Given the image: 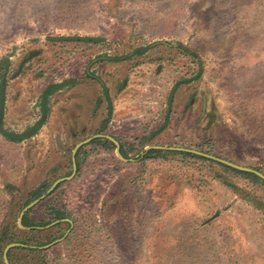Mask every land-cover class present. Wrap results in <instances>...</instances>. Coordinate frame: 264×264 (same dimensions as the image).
Returning <instances> with one entry per match:
<instances>
[{
  "label": "rangeland",
  "instance_id": "rangeland-1",
  "mask_svg": "<svg viewBox=\"0 0 264 264\" xmlns=\"http://www.w3.org/2000/svg\"><path fill=\"white\" fill-rule=\"evenodd\" d=\"M0 93L3 129L30 135L0 134L1 254L45 242L16 213L40 183L70 176L91 139L75 153L89 209L61 247L70 264H264L263 186L179 157L137 158L186 148L264 174V0H0Z\"/></svg>",
  "mask_w": 264,
  "mask_h": 264
},
{
  "label": "trees",
  "instance_id": "trees-1",
  "mask_svg": "<svg viewBox=\"0 0 264 264\" xmlns=\"http://www.w3.org/2000/svg\"><path fill=\"white\" fill-rule=\"evenodd\" d=\"M67 39L69 41H74V42L79 41V42H86V43H91V42L97 43V42L101 41L100 39H93V38H67ZM144 52H145V49H137L134 51V54L142 55ZM119 59H123V58H118L117 60H119ZM199 75L200 74H198L196 76V78H194V79H198ZM56 89H57L56 86L55 87L51 86V87L46 89V93L50 94V93L54 92ZM4 103H5L4 96L2 93H0V134L4 137V139H6L9 142L20 143L24 139H27L30 135L28 136L27 134L26 135L25 134H19V133H15V132L3 129L2 121H3V115H4ZM110 111H111V108L109 109V113H108L109 115H110ZM166 124H167V120H165V123L160 128L156 129L154 132L151 133L150 138L156 136L159 132H161L163 130V128L166 126ZM38 125H37V127H38ZM36 129L37 128L35 127L34 131ZM95 141H96V143H100V145H103L105 148L106 147L109 148V146L113 147L112 143L109 142L108 140L101 141L100 139H96ZM148 141H149V139L140 142V146L141 147L145 146ZM119 152L123 158L128 159L127 154L123 151L122 145H120V147H119ZM152 155H155L156 157H161V158H165L167 156H174V157H179V158L186 160V161L189 160V162H192V163L200 162L203 164H207L210 168L218 167L223 173H229V174L239 176V177L243 178L244 180H247L250 183L260 184L261 186L264 187V182L261 179H259L257 176H255L254 174L236 171V170L230 169L226 166H223L221 164H218V163H215L213 161L206 160L204 158L197 157V156H194L191 154L171 152V151L162 152V151H157V150H150V151L145 152L142 156L141 155L137 156V158L141 159V161H144V160L148 159L149 157H151ZM77 158H78V154L75 156L77 173H76V176L74 177V179L72 180V182H66V183L60 184L59 186H57L55 191L51 195L47 196V198L44 200L46 202L48 199L53 198L54 196H57V198H56L57 201L52 202L50 205L45 207V210H47L49 212L48 213L49 218H48L47 222L30 221L28 215L30 213H32V210L27 212L22 218V225L24 227H29V228L34 227V229H31L30 231H22V232H24V235L29 237V236L34 235V234H41L43 232H48V234L44 238L45 242L41 243L37 246H32L35 248H32L31 246H27L26 240L15 242V243L23 244L25 247L14 248L8 252L7 256H8L9 264H19V261L13 262V257H12L14 254H19V253H22L23 258H25V259H28V258L42 259V261H38L37 264H70L67 261L68 257H69L68 252H63L61 247L69 246L72 238L75 236V234L77 232L76 219L81 218L89 209V203L86 202L88 200V196L85 194L86 192H88L89 184L87 182H85V180L83 178L84 174L82 173V175H81L79 172L80 170H78ZM95 171H96V169H90L89 170V172H91L93 174ZM70 174H71V172H69L66 175H70ZM49 187H50L49 184H47L46 182H42L36 188L31 190L30 194H29V198L27 200H25V202L22 204V206L18 209L15 219H17V216L23 207H25L30 202L36 200L41 195H43L49 189ZM43 205L39 206L38 208H42ZM63 219H68L73 223V229L71 230L69 235L66 237L64 243L59 244V245H55L54 247H51V248L45 249V250L38 249L39 247H43L45 245H48V244L54 242L55 240H57L63 236V234H60L58 236H54L52 234V232L60 230L62 228V226H64V225L66 226V228L70 227V225L68 223H61V220H63ZM57 221L59 223H57L56 225H53L49 229L43 231L42 228H46L47 226H49L53 222H57ZM15 226H16V224H15ZM5 237L6 236H4L3 238L5 239ZM4 241L5 240H2V242H4ZM59 257L61 258L60 261L58 260ZM44 258H47V259L44 261ZM62 261H64V262H62ZM0 264H3L1 252H0Z\"/></svg>",
  "mask_w": 264,
  "mask_h": 264
},
{
  "label": "water",
  "instance_id": "water-1",
  "mask_svg": "<svg viewBox=\"0 0 264 264\" xmlns=\"http://www.w3.org/2000/svg\"><path fill=\"white\" fill-rule=\"evenodd\" d=\"M172 97V96H171ZM94 138H106L107 140H109L110 142L113 143V145L116 147L117 149V155L122 159V156L119 152V143L114 140L113 138L111 137H108V136H101V135H96L94 136ZM91 139H88L80 144H78L74 151H73V158H72V172L70 174V176L68 177H63V178H60L58 180H56L52 185L51 187L47 190V192L43 195H41L39 198H37L36 200L30 202L28 205H26L19 213V216H18V226L23 229V230H27L29 228H25L23 225H22V218L23 216L29 212L34 206L38 205L42 200H44L50 193H52L55 188L65 182V181H68V180H71L76 171H77V167H76V161H75V153L77 152V150L83 146L84 144H86L87 142H89ZM148 150H157V151H171V152H179V153H186V154H191V155H194V156H197V157H201V158H204L206 160H210V161H213L215 163H218V164H221L223 166H226L230 169H233V170H236V171H240V172H246V173H251V174H254L255 176H257L259 179H261L263 182H264V174H262L261 172L257 171V170H254V169H250V168H246V167H242V166H239V165H236L232 162H229L227 160H224V159H221V158H218L216 156H213V155H210V154H207V153H204V152H200V151H196V150H191V149H186V148H178V147H161V146H150L148 148L145 149V151H148ZM61 222H64V223H68L70 225L69 229L67 230V232L58 240L48 244V245H45L43 247H39L38 249L40 250H45V249H49L51 247H53L55 244L63 241L66 239V237L68 236V234L70 233V231L72 230V227H73V224L70 220L68 219H63L61 220ZM57 223H59L58 221L57 222H54L52 224H50L49 226H47L46 228L48 227H51L53 225H56ZM18 247H25L23 244H20V243H11V244H8L4 250H3V262L4 264H9V261H8V252L14 248H18ZM32 248H35V247H32Z\"/></svg>",
  "mask_w": 264,
  "mask_h": 264
},
{
  "label": "crops",
  "instance_id": "crops-1",
  "mask_svg": "<svg viewBox=\"0 0 264 264\" xmlns=\"http://www.w3.org/2000/svg\"><path fill=\"white\" fill-rule=\"evenodd\" d=\"M47 198V197H46ZM45 198V199H46ZM44 199V200H45ZM44 200H42L38 205H36V206H34L31 210H32V213H30L29 215H28V217H29V220L30 221H37V220H35V211L37 210V208L39 207V206H41V205H43L44 203H46ZM44 201V202H43ZM23 209V208H22ZM54 223V222H53ZM25 228H29V227H25ZM31 229H34V227L33 228H29V229H27L28 231H30ZM36 229V228H35Z\"/></svg>",
  "mask_w": 264,
  "mask_h": 264
},
{
  "label": "flooded vegetation",
  "instance_id": "flooded-vegetation-1",
  "mask_svg": "<svg viewBox=\"0 0 264 264\" xmlns=\"http://www.w3.org/2000/svg\"><path fill=\"white\" fill-rule=\"evenodd\" d=\"M106 60H107V61H108V60L110 61V60H112V59H111V58H106Z\"/></svg>",
  "mask_w": 264,
  "mask_h": 264
}]
</instances>
